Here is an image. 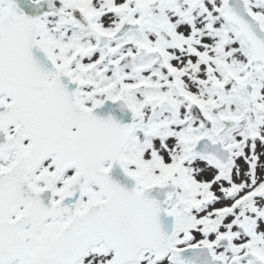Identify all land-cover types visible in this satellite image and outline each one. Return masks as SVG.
<instances>
[{
  "label": "snow or ice",
  "instance_id": "obj_1",
  "mask_svg": "<svg viewBox=\"0 0 264 264\" xmlns=\"http://www.w3.org/2000/svg\"><path fill=\"white\" fill-rule=\"evenodd\" d=\"M0 264H264V0H0Z\"/></svg>",
  "mask_w": 264,
  "mask_h": 264
}]
</instances>
